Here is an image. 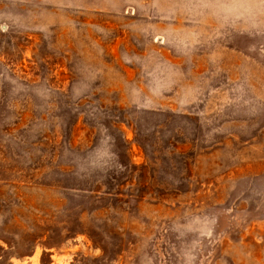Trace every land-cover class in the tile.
I'll return each mask as SVG.
<instances>
[{"label": "rangeland", "instance_id": "obj_1", "mask_svg": "<svg viewBox=\"0 0 264 264\" xmlns=\"http://www.w3.org/2000/svg\"><path fill=\"white\" fill-rule=\"evenodd\" d=\"M0 264H264V0H0Z\"/></svg>", "mask_w": 264, "mask_h": 264}]
</instances>
